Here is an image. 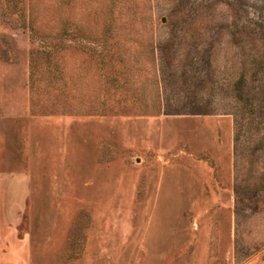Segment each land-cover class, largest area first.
<instances>
[{
  "label": "rangeland",
  "instance_id": "1",
  "mask_svg": "<svg viewBox=\"0 0 264 264\" xmlns=\"http://www.w3.org/2000/svg\"><path fill=\"white\" fill-rule=\"evenodd\" d=\"M0 264H264V0H0Z\"/></svg>",
  "mask_w": 264,
  "mask_h": 264
}]
</instances>
